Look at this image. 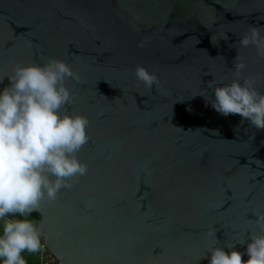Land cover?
Wrapping results in <instances>:
<instances>
[{"label": "water", "instance_id": "water-1", "mask_svg": "<svg viewBox=\"0 0 264 264\" xmlns=\"http://www.w3.org/2000/svg\"><path fill=\"white\" fill-rule=\"evenodd\" d=\"M251 27L264 34V0H0V77L64 60L79 75L68 110L90 121L87 174L40 209L56 263L208 264L217 241L255 229L264 130L218 114L204 91L231 81L238 55L264 74L238 44ZM137 66L159 83L146 88Z\"/></svg>", "mask_w": 264, "mask_h": 264}, {"label": "clouds", "instance_id": "clouds-1", "mask_svg": "<svg viewBox=\"0 0 264 264\" xmlns=\"http://www.w3.org/2000/svg\"><path fill=\"white\" fill-rule=\"evenodd\" d=\"M238 44L255 48L264 60L260 28L251 27ZM247 69L238 55L231 81L211 80L204 89L211 90L207 102L224 117L238 115L242 123L264 130V92L258 88L264 74L252 76ZM135 77L148 89L159 83L143 66H137ZM5 78L9 83L0 89V264H30V257L42 260L48 253L42 204L87 174L78 153L89 143L90 121L68 110L73 95L67 82L79 80L68 62L52 58L43 64H17L0 83ZM252 214L255 229L237 234L223 247L216 246V234L210 233L217 243L201 259L208 264H264V211Z\"/></svg>", "mask_w": 264, "mask_h": 264}, {"label": "built area", "instance_id": "built-area-1", "mask_svg": "<svg viewBox=\"0 0 264 264\" xmlns=\"http://www.w3.org/2000/svg\"><path fill=\"white\" fill-rule=\"evenodd\" d=\"M38 264H62L60 262L56 263L53 259L52 256L50 254V252L48 251V253L43 257L42 260L37 259Z\"/></svg>", "mask_w": 264, "mask_h": 264}, {"label": "trees", "instance_id": "trees-1", "mask_svg": "<svg viewBox=\"0 0 264 264\" xmlns=\"http://www.w3.org/2000/svg\"><path fill=\"white\" fill-rule=\"evenodd\" d=\"M29 261H30V264H38V261L37 259H34V258H29Z\"/></svg>", "mask_w": 264, "mask_h": 264}]
</instances>
